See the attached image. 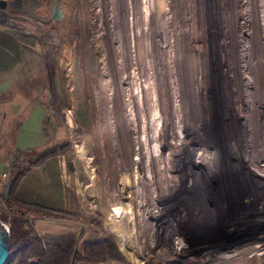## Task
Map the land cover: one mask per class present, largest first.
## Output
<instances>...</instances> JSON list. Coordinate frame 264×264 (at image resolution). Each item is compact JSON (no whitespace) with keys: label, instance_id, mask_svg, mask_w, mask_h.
Returning <instances> with one entry per match:
<instances>
[{"label":"rangeland","instance_id":"obj_1","mask_svg":"<svg viewBox=\"0 0 264 264\" xmlns=\"http://www.w3.org/2000/svg\"><path fill=\"white\" fill-rule=\"evenodd\" d=\"M23 5L30 22L21 30L45 45L48 203L71 216L45 217L48 239L111 236L123 262L94 264H264V0ZM188 73L194 87L160 89ZM213 110L214 131L205 119ZM38 155L12 159L1 178L16 165L32 167ZM222 173L234 176L227 194ZM6 191L7 183L0 197Z\"/></svg>","mask_w":264,"mask_h":264},{"label":"crops","instance_id":"obj_2","mask_svg":"<svg viewBox=\"0 0 264 264\" xmlns=\"http://www.w3.org/2000/svg\"><path fill=\"white\" fill-rule=\"evenodd\" d=\"M26 20L30 22V19ZM65 118L62 115L63 124L67 123ZM43 151L45 45L34 41L28 31L0 24V188L8 181L4 182L1 175L12 159L21 154L32 157ZM54 174L57 176V171ZM51 175L49 173L48 176ZM63 176L67 177L65 173ZM15 195L21 201L51 207L48 202L51 201L52 189L45 187V160L32 166L19 180ZM34 223L39 234L47 241L67 244L77 238L63 232L55 234V240L51 241L47 236L49 234H45V217H34Z\"/></svg>","mask_w":264,"mask_h":264},{"label":"trees","instance_id":"obj_3","mask_svg":"<svg viewBox=\"0 0 264 264\" xmlns=\"http://www.w3.org/2000/svg\"><path fill=\"white\" fill-rule=\"evenodd\" d=\"M25 14L23 0H13L6 10L0 9V24L22 28L21 24L26 23ZM50 155L52 154L43 151L31 162L36 166L47 160ZM30 168L31 166H15L11 172L9 193L3 196L9 212L8 214L0 212V219L10 223L12 254L5 264H80L104 263L109 260L123 262L124 257L119 247L109 235L96 242L83 239L82 235H79L67 244H55L42 238L36 229L34 217L70 218L71 216L62 209L27 203L17 198L15 192L19 180Z\"/></svg>","mask_w":264,"mask_h":264},{"label":"bare ground","instance_id":"obj_4","mask_svg":"<svg viewBox=\"0 0 264 264\" xmlns=\"http://www.w3.org/2000/svg\"><path fill=\"white\" fill-rule=\"evenodd\" d=\"M127 1V0H126ZM152 2H153V0H152ZM158 2V1H157ZM162 2V1H161ZM143 3V2H142ZM147 3V2H146ZM146 3H145V5H146ZM144 4V3H143ZM155 4V3H154ZM159 4H160V1H159ZM153 5V4H152ZM128 6V5H127ZM149 6V5H148ZM147 7V6H146ZM154 7H155V5H154ZM128 8V7H127ZM140 9V8H139ZM146 9H148V8H145V10ZM137 10V9H136ZM177 14H178V12H176ZM147 15V14H146ZM141 16V15H140ZM142 16H143V14H142ZM145 18V17H144ZM147 18V17H146ZM143 19V18H142ZM141 19V20H142ZM128 21H130V20H128ZM139 21V20H138ZM142 23V22H141ZM173 23V22H172ZM192 23V22H191ZM146 24V23H145ZM150 24V23H149ZM148 24V25H149ZM175 24V23H174ZM178 24V23H177ZM130 25V24H129ZM143 25V24H142ZM141 25V26H142ZM147 25V24H146ZM190 25V24H189ZM193 25V24H192ZM195 25V24H194ZM168 26V25H167ZM186 26V25H185ZM191 26V25H190ZM62 27V26H61ZM130 27V26H129ZM131 27H133V26H131ZM144 27H145V25H144ZM148 27V26H147ZM141 28V27H140ZM149 29V28H148ZM130 30V29H129ZM141 31V30H140ZM139 31V32H140ZM146 31V30H145ZM148 31V30H147ZM149 32V31H148ZM161 32V31H160ZM142 33V32H141ZM143 33H145V32H143ZM156 33H158V32H156ZM161 33H163V32H161ZM169 33V32H168ZM130 34V33H129ZM135 34V33H134ZM160 35V34H159ZM158 35V36H159ZM132 36V35H131ZM135 36V35H134ZM149 36V35H148ZM128 37H130V35L128 36ZM145 37H147V36H145ZM152 37V36H151ZM150 38V37H149ZM148 38V39H149ZM160 38H162V36H160ZM131 39V38H130ZM134 39V38H133ZM128 40V39H127ZM132 40V39H131ZM144 40V39H143ZM160 40V39H159ZM162 40H163V38H162ZM170 40V39H169ZM130 41V40H129ZM128 41V42H129ZM133 41V40H132ZM147 42V41H146ZM161 42V41H160ZM136 42L134 41V44H135ZM162 43V42H161ZM160 43V44H161ZM166 43V42H165ZM171 43V42H170ZM146 44V43H145ZM160 44L159 43H156V49L158 50V48H160L159 46H160ZM133 46V45H132ZM165 46V45H164ZM193 46V45H192ZM191 46V47H192ZM144 47V46H143ZM150 47V46H149ZM138 48V47H137ZM145 48V47H144ZM163 48V47H162ZM161 48V49H162ZM132 49V48H131ZM135 49V48H134ZM141 50V49H140ZM139 50V51H140ZM191 50V49H190ZM193 50V49H192ZM138 51V50H137ZM136 51V52H137ZM163 51V50H162ZM153 52V51H152ZM171 52V51H170ZM161 53V52H160ZM140 53H138V55H139ZM144 56V55H143ZM148 57V56H147ZM173 57V56H172ZM171 57V58H172ZM191 57V56H190ZM200 57H202V56H200ZM145 59V58H144ZM169 59V58H168ZM145 60H147V59H145ZM191 61V60H190ZM194 62V61H193ZM143 63V62H142ZM147 63V62H146ZM163 63V62H162ZM147 65V64H146ZM192 67V66H191ZM148 68V67H147ZM164 69V68H163ZM166 70V69H165ZM171 70V69H170ZM167 72V71H166ZM175 73H176V71H175ZM177 74V73H176ZM164 75V74H163ZM225 75V74H224ZM175 76V75H174ZM257 76V75H256ZM255 76V77H256ZM197 77V76H196ZM165 81V80H164ZM166 82V81H165ZM173 85V86H172ZM264 85V84H263ZM189 86L190 87H194V75L192 74V73H188V77H187V81H183V82H176V81H174V82H172V78H170L169 77V79L167 80V85L166 86H160L161 88V90L162 89H164L165 87H170L171 89H174V90H185V89H188L189 88ZM122 88V87H121ZM159 89V90H160ZM171 89H169L168 88V90L170 91V92H173L174 90H171ZM193 96H194V94H193ZM208 97V96H207ZM196 101H197V98L194 96L193 97ZM217 101V95H216V93H212V95H211V98H209L208 97V102H209V105H211V104H213L214 102H216ZM198 102V101H197ZM242 104L240 103L239 104V106H241ZM192 108H194L193 106H192ZM201 111L203 112V113H205V108L204 107H201ZM262 112L264 113V107L262 108ZM195 115H198V113H196ZM215 115H216V112L213 110L212 111V113H210V117H206L205 119L206 120H209V122H210V127H211V129L214 131L215 130V128H216V120H215ZM200 116H202V113L200 112V114H199V116L197 117V119H199L200 118ZM72 117V116H71ZM137 117V116H136ZM138 118V117H137ZM182 119H185V117L183 116H181V115H177V117H176V120H175V122H177L178 121V124H180V121L182 120ZM201 119V118H200ZM71 120V119H70ZM212 120V121H211ZM133 121L134 122H136L135 121V119L133 118ZM140 121V120H139ZM138 121V122H139ZM72 122V121H71ZM137 122V123H138ZM138 126V125H137ZM258 127L260 128V130H261V137L259 138V144H258V146H259V148H258V150H259V152L261 153V155H262V158H263V161H264V151H262V149H261V145H264V127H263V123H262V118H261V116H259V125H258ZM137 129H138V127H136ZM217 130V129H216ZM133 137V136H132ZM131 136H130V138H132ZM134 139V138H133ZM182 142V141H181ZM180 142V143H181ZM179 143V142H178ZM77 144V143H76ZM182 144V143H181ZM222 144V143H221ZM78 145V144H77ZM123 146H125V144L123 143L122 144ZM191 145V144H190ZM222 145H224V144H222ZM123 146H122V148H123ZM187 146V145H186ZM193 146V145H192ZM75 147V146H74ZM77 147H79V146H77ZM194 147V146H193ZM98 148H101L100 147V145L98 146ZM78 150V149H77ZM128 150V149H127ZM79 152V151H78ZM190 152V151H189ZM150 153V152H149ZM187 154H189V153H187ZM192 154V153H191ZM191 154H190V156L189 157H191ZM152 156V155H151ZM150 156V157H151ZM153 157V156H152ZM151 157V158H152ZM155 157V156H154ZM184 157H185V155H184ZM188 157V158H189ZM174 159V158H173ZM146 161H148V160H146ZM171 161V160H170ZM147 163H149V162H147ZM157 163V162H156ZM154 164V163H153ZM164 164V163H163ZM184 164V163H183ZM162 165V164H161ZM144 166V165H143ZM156 166V165H155ZM152 168V167H151ZM163 168V167H162ZM154 169V168H153ZM147 170V169H146ZM181 170V169H180ZM162 172V171H161ZM172 173V172H171ZM190 173V172H189ZM156 174V173H155ZM154 174V175H155ZM184 174V173H183ZM231 174V173H230ZM222 175H223V173H222ZM174 176V175H173ZM225 178L224 179H221V181L223 180L224 182V184H222V190L224 191V193L225 194H227V192H229L228 191V189L231 187L230 185V181L232 180V179H234V176H232V175H227V174H224L223 175ZM191 178H192V176H191ZM149 179V178H148ZM163 179V178H162ZM161 179V180H162ZM188 180H189V177L187 178ZM138 180H140V179H138ZM173 180H174V178H173ZM192 180L194 181V179L192 178ZM166 181V180H165ZM233 181V180H232ZM161 182V181H160ZM150 183V182H149ZM158 183V182H157ZM181 183H182V187H186V185H187V181H185L183 178H181ZM133 184V183H132ZM194 184V183H193ZM131 185V184H130ZM181 185V184H180ZM190 185V184H189ZM136 187V186H135ZM150 187V186H149ZM132 189V188H131ZM178 189V188H177ZM193 189V188H192ZM195 189V188H194ZM226 189H227V191H226ZM133 190V189H132ZM134 190H135V188H134ZM140 190V189H139ZM138 190V191H139ZM150 191H152V190H150ZM240 191V190H239ZM135 192H137V191H135ZM193 192V191H192ZM131 193V192H130ZM147 193H148V191H147ZM233 193V192H232ZM133 194V193H132ZM139 194V193H138ZM136 195V194H135ZM131 196H133V195H131ZM132 198V197H131ZM165 198H166V195H165ZM161 199V198H160ZM194 200V199H193ZM192 200V201H193ZM132 203H133V200H132ZM141 205V204H140ZM139 205V206H140ZM134 205L132 204V207H133ZM224 206V205H223ZM128 209V208H127ZM132 209V208H131ZM133 210V209H132ZM131 212V211H130ZM140 212V211H139ZM138 212V213H139ZM142 212V211H141ZM128 213V212H127ZM129 214V213H128ZM131 214V213H130ZM205 214V213H204ZM258 216V215H257ZM128 217H130V216H128ZM133 218V217H132ZM257 218V217H256ZM264 218V217H263ZM133 220V219H132ZM246 220V219H245ZM134 223H136V221L134 222ZM106 225H108V224H106ZM108 226H111V224H109ZM122 227V226H121ZM124 227V226H123ZM144 227V226H143ZM132 230V229H131ZM117 231V230H116ZM134 231V230H133ZM182 232V231H181ZM119 232H117V234H118ZM121 233V232H120ZM119 233V234H120ZM136 233V232H135ZM122 234V233H121ZM139 234V233H138ZM59 235V234H58ZM133 234H131V236H132ZM184 235V234H183ZM64 237V236H63ZM123 237V236H122ZM43 238V237H42ZM60 238V237H59ZM132 239V238H131ZM60 240V239H59ZM123 240V239H122ZM134 240H135V238H134ZM64 241V240H63ZM133 240H131V242H132ZM52 243V242H51ZM136 243V242H135ZM56 244V243H55ZM61 244V243H60ZM124 243H122V241L120 242V246H121V248L123 247L122 245H123ZM135 245V244H134ZM17 247V246H16ZM65 247V246H64ZM239 248V247H238ZM11 250V249H10ZM124 252H126V251H124ZM127 253V255H128V258H129V260L131 261V262H133V263H137L138 262V260H139V258H138V256L135 254V253H129V252H126ZM143 253V252H142ZM147 253V252H146ZM32 259H34V258H32Z\"/></svg>","mask_w":264,"mask_h":264},{"label":"water","instance_id":"obj_5","mask_svg":"<svg viewBox=\"0 0 264 264\" xmlns=\"http://www.w3.org/2000/svg\"><path fill=\"white\" fill-rule=\"evenodd\" d=\"M6 6H7V1L0 0V9H5ZM9 182L10 179L7 181L6 196L9 193ZM10 243H11L10 225H8L2 219H0V264H5L8 258L11 256Z\"/></svg>","mask_w":264,"mask_h":264},{"label":"built area","instance_id":"obj_6","mask_svg":"<svg viewBox=\"0 0 264 264\" xmlns=\"http://www.w3.org/2000/svg\"><path fill=\"white\" fill-rule=\"evenodd\" d=\"M3 176H4L5 178L8 179V177L10 176V168H8V169L3 173ZM0 208H1V209H5V210H7L6 200H5L4 197H0ZM8 225H10V224H8Z\"/></svg>","mask_w":264,"mask_h":264}]
</instances>
